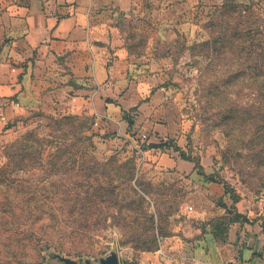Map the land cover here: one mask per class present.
Returning <instances> with one entry per match:
<instances>
[{"label":"rangeland","instance_id":"374dc122","mask_svg":"<svg viewBox=\"0 0 264 264\" xmlns=\"http://www.w3.org/2000/svg\"><path fill=\"white\" fill-rule=\"evenodd\" d=\"M93 15L117 28L121 55L103 45L97 59L120 63L113 109L94 99L92 81L77 84L70 71V89L46 99L62 83L38 72V102L19 111L20 91L0 88V167L12 159L6 149L29 143L28 133L41 140L33 165L11 170L7 191L0 186V264H62L49 257L61 241L45 247L26 230L45 238L59 215L71 224L76 192L96 202L97 217L82 229L87 238L67 243L86 251L69 256L79 264L111 250L119 264H159L162 238L183 227L220 231L216 219L232 206L251 221L240 223L251 230L243 235L264 238V0H138L126 13L101 4ZM35 202L44 204L36 217L21 215L20 203ZM242 240L235 234L229 244Z\"/></svg>","mask_w":264,"mask_h":264},{"label":"crops","instance_id":"0c3cea01","mask_svg":"<svg viewBox=\"0 0 264 264\" xmlns=\"http://www.w3.org/2000/svg\"><path fill=\"white\" fill-rule=\"evenodd\" d=\"M137 1L0 0V88L11 89L10 92L13 93L20 91L21 99L16 106L13 105L16 111L24 103L38 102L33 89L39 83L37 73L41 71L46 77H56L62 83L53 90L47 89L45 99L51 93L59 97L65 93V89H70L66 83L70 71V75L77 78V84L84 78L92 81L97 86V90L94 89V99L98 98L108 111L113 109L114 105L105 100L113 99L109 90L120 63L108 60L106 66L97 59L102 53L103 45L110 46L114 50L113 55H121V49L116 47L117 28L103 22L102 16L95 20L98 15L93 14L101 4H109L115 10L126 13ZM101 8L105 10V7ZM116 16L115 11L114 17ZM23 57L28 58L27 67L26 64L22 69L12 65ZM55 59L62 63L60 68ZM91 62L93 64L90 65ZM20 74L21 79L18 78ZM8 77L12 78L11 82H8ZM23 79L29 81V87L24 85L22 88L25 83L22 82ZM63 83L66 85L63 86ZM82 91L87 90L78 89V92ZM239 225L240 223L230 225L235 232H228L227 243L218 242L210 230L202 233L198 228L193 231L180 228V235L165 237L160 241L159 250L156 251L159 264H264V238L251 234L245 237L244 230H251L246 228L248 226L245 223L242 228ZM235 234L243 239L242 245L229 244L234 240ZM212 252L214 256L211 255Z\"/></svg>","mask_w":264,"mask_h":264},{"label":"trees","instance_id":"16d2710c","mask_svg":"<svg viewBox=\"0 0 264 264\" xmlns=\"http://www.w3.org/2000/svg\"><path fill=\"white\" fill-rule=\"evenodd\" d=\"M106 101L110 100L107 99ZM128 123L131 126L130 120H128ZM24 138H26L29 143L22 145L13 144L10 148L6 149L7 152L9 151L8 154L12 156V159H8L5 166L0 167V186L2 187V189H6V191L8 190V186H11L13 182V179L9 176L10 171H16V169H28L34 163L33 154L35 149L33 147L34 145H39L41 140L34 136L32 133H28L24 136ZM182 157L186 160H191L189 158H185L183 155ZM194 165L197 172L201 175H204V173L201 171V164L199 162L194 161ZM223 187L226 192H232V189L229 188L225 183L223 184ZM71 199H73L72 204H69V219L72 220L71 224L68 225L66 221H64V215L63 218H60V215L53 217L51 216L52 218H54V222L52 224H46L45 230L51 227H53V230H47L48 232L45 238L40 237L33 230H26V232L29 233L28 237L30 238V240H43L45 242V247H50L56 241H61V245L55 249V252L66 256H70L71 254H74L76 256L80 253H85V250H81L78 248L74 251L69 250L70 248L67 246V243L70 242L72 239L79 240L88 237L86 234L83 233L82 229L87 230L91 225L89 223L95 224L94 218L97 217L94 216L95 212L92 209H94L96 202L94 200L85 201L86 199L80 198L77 192L76 194L73 193V197H71ZM4 202L11 204L8 200H5ZM43 205L44 204H41L40 202L20 203L19 212L21 213V215L26 214L28 217H36V213L34 211L41 210L43 208ZM232 208V210H226V215H223L216 219V221L219 222L218 224H216V226H219L221 230L218 231L215 227L211 230L213 237L218 241L225 240V234H227L229 226L231 224L251 222L246 218L244 214L236 210L235 206H232ZM84 213L89 214L83 216ZM86 217H91L92 219L90 221H87ZM42 218L43 216L35 219L33 222H37ZM15 229H17L16 232L19 230L18 228Z\"/></svg>","mask_w":264,"mask_h":264},{"label":"water","instance_id":"95a60500","mask_svg":"<svg viewBox=\"0 0 264 264\" xmlns=\"http://www.w3.org/2000/svg\"><path fill=\"white\" fill-rule=\"evenodd\" d=\"M49 257L58 260L62 264H79L76 259L60 254L58 252L50 253ZM83 264H119V259L116 251L111 250L107 255L99 257L97 263H92L89 258H85Z\"/></svg>","mask_w":264,"mask_h":264}]
</instances>
